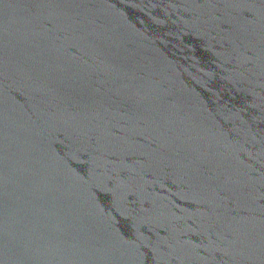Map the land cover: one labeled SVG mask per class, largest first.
Segmentation results:
<instances>
[{
  "label": "water",
  "instance_id": "water-1",
  "mask_svg": "<svg viewBox=\"0 0 264 264\" xmlns=\"http://www.w3.org/2000/svg\"><path fill=\"white\" fill-rule=\"evenodd\" d=\"M0 264H264V0H0Z\"/></svg>",
  "mask_w": 264,
  "mask_h": 264
}]
</instances>
